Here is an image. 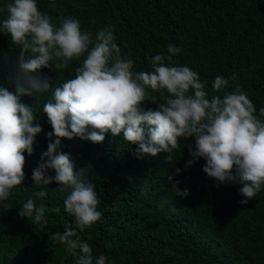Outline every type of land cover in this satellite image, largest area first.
<instances>
[{
	"label": "trees",
	"instance_id": "trees-1",
	"mask_svg": "<svg viewBox=\"0 0 264 264\" xmlns=\"http://www.w3.org/2000/svg\"><path fill=\"white\" fill-rule=\"evenodd\" d=\"M0 0V24L8 18L7 5ZM38 9L59 26L63 18L80 22L83 32L95 39L100 29L114 35L121 58L133 60V71H150V59L160 53L166 56L169 45L181 51L165 61L168 66H188L206 82L209 98L223 96L236 85L253 102L259 116L264 108V0H36ZM21 48L0 31V87L15 91L14 77ZM86 55V54H85ZM31 53L25 52V59ZM84 57L73 58L68 66L37 70L32 75L49 80L48 92L24 96L35 113L42 131L35 137L33 154L25 155V180L12 189L10 208L0 206V264H78L79 249L52 240L65 225L74 224L64 200L71 189L60 190L57 183L36 185L32 170L47 151L52 132L43 105L52 98L55 87L73 78ZM230 80L227 89L215 92L216 76ZM235 76V80L230 78ZM155 95L158 100L163 97ZM164 96L168 93L165 91ZM142 107L155 109L145 101ZM264 119V117H261ZM55 136L52 137L54 141ZM194 140L179 141L168 162V153L137 159V145L121 136L105 134L102 143L94 144L79 137L61 138L59 151L69 154L75 170L87 169L86 180L96 186L100 198L97 210L101 218L82 233L83 241L92 247L93 257L101 254L106 264H264V185L247 204L238 183L219 184L203 172L200 158L186 171L191 156L188 148ZM176 169H181L179 175ZM235 172V169L233 170ZM48 174L55 175L53 170ZM173 177L169 181V177ZM189 189L185 198L176 196L173 187ZM44 190L47 195L35 196ZM31 198L36 206L59 208L46 210L44 220L34 223L18 215ZM95 264V259H94Z\"/></svg>",
	"mask_w": 264,
	"mask_h": 264
},
{
	"label": "clouds",
	"instance_id": "clouds-1",
	"mask_svg": "<svg viewBox=\"0 0 264 264\" xmlns=\"http://www.w3.org/2000/svg\"><path fill=\"white\" fill-rule=\"evenodd\" d=\"M7 11L8 18L0 24V31L20 46L21 55L14 77L15 91L0 87V206L10 208L4 202L25 180L24 153L33 154L35 137L42 131L32 107L21 98L53 88L47 78L32 73L49 68L52 62L56 69L66 68L73 58L84 57L74 77L55 87L52 98L43 105L53 131L47 134V151L41 153L38 166L32 170L36 185L55 182L61 191L71 189L64 207L74 216V224L65 225L63 233L57 232L51 239L70 250L79 249L78 264H94V259L95 264H106L105 255L94 258L91 245L78 234L101 218L97 210L101 201L95 184L86 180L87 169L76 171L70 155L59 151L61 138L79 137L98 144L108 132L113 137L122 134L128 144L137 145L133 152L137 159L168 153V162L181 138L192 139L194 143L188 148L191 159L185 171L203 158V172L219 182L217 186L226 182L242 185L238 189L244 197L239 201L241 205L264 185V108L259 116L255 115L256 108L240 85L223 96L209 98L206 82L196 71L165 63L181 51L175 45L168 46L170 55L160 53L150 59V71L134 72L133 60L121 58V50L107 28L100 29L93 39V34L83 32L75 18H63L57 27L38 9L36 0H13ZM25 52L31 53L30 58L25 59ZM229 83V79L218 75L212 89L220 92ZM150 93H159L163 99ZM145 101L156 104V108L145 110ZM49 170L55 175L48 174ZM180 172L176 169L177 175ZM168 179L172 181L173 177ZM179 183L173 184L176 196L185 198L189 189L181 190ZM46 195L44 190L35 193L40 199ZM46 210L59 212V208L37 207L29 198L18 215L40 223Z\"/></svg>",
	"mask_w": 264,
	"mask_h": 264
}]
</instances>
